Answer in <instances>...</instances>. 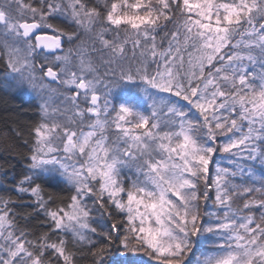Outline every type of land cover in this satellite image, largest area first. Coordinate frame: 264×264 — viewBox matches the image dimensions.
Returning <instances> with one entry per match:
<instances>
[{"label": "snow or ice", "instance_id": "1", "mask_svg": "<svg viewBox=\"0 0 264 264\" xmlns=\"http://www.w3.org/2000/svg\"><path fill=\"white\" fill-rule=\"evenodd\" d=\"M0 62L39 111L0 264H264V0H0Z\"/></svg>", "mask_w": 264, "mask_h": 264}, {"label": "trees", "instance_id": "2", "mask_svg": "<svg viewBox=\"0 0 264 264\" xmlns=\"http://www.w3.org/2000/svg\"><path fill=\"white\" fill-rule=\"evenodd\" d=\"M58 27L65 28L66 30H73L74 26L68 25L66 22L61 20L56 21ZM171 27V25L169 26ZM45 32L46 29L44 30ZM50 33V32H49ZM161 33L160 35H162ZM106 39H113L111 33L105 34ZM159 40V36H158ZM79 41L73 44L63 43V48L67 50L68 47H76ZM95 47L102 49V45L99 41H96ZM161 47H167V42ZM137 51L136 59H139V49ZM105 57L107 50H103ZM127 57L131 61L132 58V45H126ZM97 58V63L100 64L98 59L100 53H92ZM42 59V57L40 58ZM154 67V65H153ZM106 67L100 64V73L105 71ZM5 67L0 62V81L4 79ZM39 120L38 103L34 99H26L19 94L0 88V194L8 193L14 186L15 183L22 177L25 172V159L28 155L29 146L32 143V132L31 129ZM17 132L20 135H17ZM25 141L28 143L25 144ZM221 156L227 157L228 154L217 153L214 156V161H217L221 167L233 169L234 164L229 163L227 159H220ZM233 159H236L235 157ZM245 163V162H242ZM212 169L210 176L214 177L215 169L210 165ZM127 182V181H126ZM211 182V180H210ZM202 187V186H201ZM52 194L56 204L67 201L69 193L67 191H61L57 188H45V195ZM214 197V192L210 193ZM237 205H241L242 201L237 200ZM208 206H212V200H209ZM203 210V205H202ZM20 212H31L30 208H19ZM44 220V216L39 213H32L27 221L21 219L19 223L22 226L27 227L32 233L39 234L46 230V226L41 223ZM111 223V221H107ZM91 257L87 254V250L84 249L83 257H77L78 264H90Z\"/></svg>", "mask_w": 264, "mask_h": 264}, {"label": "rangeland", "instance_id": "3", "mask_svg": "<svg viewBox=\"0 0 264 264\" xmlns=\"http://www.w3.org/2000/svg\"><path fill=\"white\" fill-rule=\"evenodd\" d=\"M46 31L50 32V30H47V29H46ZM64 42H66V41H63V43H64ZM105 58H107V57H105ZM103 66H105V67L107 68V65H103ZM53 86L55 87L56 85L53 84ZM100 90L103 91V88L101 87ZM68 91H69V90H68ZM15 93L19 94L20 96H22V97H24V98H26V99H34V100L38 103L37 99H36L35 96L32 95V94H28V93H20V92H15ZM62 99H63V97H57V98L55 99V101H54V105H58ZM85 130H87V129L85 128Z\"/></svg>", "mask_w": 264, "mask_h": 264}, {"label": "flooded vegetation", "instance_id": "4", "mask_svg": "<svg viewBox=\"0 0 264 264\" xmlns=\"http://www.w3.org/2000/svg\"><path fill=\"white\" fill-rule=\"evenodd\" d=\"M84 105H83V103L81 104V107H83Z\"/></svg>", "mask_w": 264, "mask_h": 264}, {"label": "water", "instance_id": "5", "mask_svg": "<svg viewBox=\"0 0 264 264\" xmlns=\"http://www.w3.org/2000/svg\"><path fill=\"white\" fill-rule=\"evenodd\" d=\"M49 54H52V53H49Z\"/></svg>", "mask_w": 264, "mask_h": 264}]
</instances>
